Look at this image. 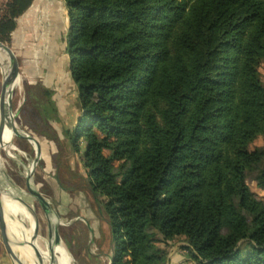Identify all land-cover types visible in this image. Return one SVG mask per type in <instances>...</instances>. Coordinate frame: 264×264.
Returning <instances> with one entry per match:
<instances>
[{
	"label": "trees",
	"instance_id": "obj_1",
	"mask_svg": "<svg viewBox=\"0 0 264 264\" xmlns=\"http://www.w3.org/2000/svg\"><path fill=\"white\" fill-rule=\"evenodd\" d=\"M33 2L4 5L0 43ZM61 2L77 110L61 130L110 264H169L176 239L193 264H264V199L247 186L264 193V0Z\"/></svg>",
	"mask_w": 264,
	"mask_h": 264
},
{
	"label": "rangeland",
	"instance_id": "obj_2",
	"mask_svg": "<svg viewBox=\"0 0 264 264\" xmlns=\"http://www.w3.org/2000/svg\"><path fill=\"white\" fill-rule=\"evenodd\" d=\"M5 4L2 3L0 11ZM20 43L17 41L8 45L0 43L9 50L15 61L16 75L20 78L19 90L14 87L10 92L8 111V116L14 114V129L19 131L13 144L15 149L11 151L19 166L16 170L13 169L12 164L6 160L4 147L0 158V175L6 173L9 180L22 193V200L28 194L27 179L37 184L33 186L30 183L35 189L31 188L48 204L46 219L49 210L56 215L58 221L53 220L59 235L56 243L65 248L71 264H110L109 228L86 183L81 157L71 152L61 130V125L71 127L77 115L76 88L63 71L67 67L63 54L60 51H55L53 55L47 54L45 47L37 49L35 45L42 46L38 41L36 44L28 40ZM4 52L8 54L7 50ZM8 64L7 57L0 52V90L3 88V72ZM54 71L59 74H54ZM259 72L264 81V64L260 65ZM46 91H52L51 100L56 108L55 115L47 120L40 113V107L47 105L43 96ZM7 135L11 140L12 132L9 129ZM78 142L79 148H82V141ZM261 144L262 141L258 138L250 148ZM28 167H31V173L26 170ZM247 186L257 198L264 199V193L255 187L254 182L247 180ZM1 203L5 210L6 223L7 209L3 199ZM28 204L33 220L37 224L43 216L42 207L37 200H28ZM26 224L29 227V222ZM54 241L51 234L50 243L53 244ZM42 245L46 251L44 241ZM169 246H172L173 250L186 252L184 248L186 244L180 239H176ZM10 261L14 264L11 258ZM53 262L60 264L56 255H53Z\"/></svg>",
	"mask_w": 264,
	"mask_h": 264
},
{
	"label": "crops",
	"instance_id": "obj_3",
	"mask_svg": "<svg viewBox=\"0 0 264 264\" xmlns=\"http://www.w3.org/2000/svg\"><path fill=\"white\" fill-rule=\"evenodd\" d=\"M8 1L9 0H0V6H2V3L5 4ZM65 34H66V10L61 0H34L30 8L15 20V27L10 35L9 44H13V41L22 43L24 40L34 41L36 44L38 41L41 42L40 45L42 46L38 47L37 45H35L37 49H39L40 47H45L47 50V54L53 55L55 51H60L63 54V49L65 46V41H64ZM63 57L66 62L64 55ZM63 71L66 77H68V79L69 78L71 79L70 74L67 72V70L64 69ZM54 74L57 75L59 74V72L54 71ZM2 216L5 223L4 208L2 211ZM46 221H48V219ZM35 225L36 224H34V226ZM46 226H47V222H46ZM46 226L44 229L43 241L45 242L46 250L50 252V254H52L51 251L52 248L50 243V239H51L50 229L48 225L46 230ZM24 227L27 226L24 225ZM54 237L57 238V240L59 239V235L56 231V227L54 230ZM9 240H10L11 249L13 250V252L17 254L15 249L18 248L20 249V247L14 244L11 237H9ZM171 247L172 246H170V249L168 250L169 264H193L190 261V259L186 256L187 254L186 252L182 253L178 250H173ZM110 252H111V246H110ZM24 253H27L28 258L31 259L29 253L25 249H24ZM109 257L111 258V255ZM10 258L11 257L9 256L7 248L4 243L3 232H1L0 264H12ZM12 261L15 264L14 260ZM30 261L33 262L32 259Z\"/></svg>",
	"mask_w": 264,
	"mask_h": 264
},
{
	"label": "bare ground",
	"instance_id": "obj_4",
	"mask_svg": "<svg viewBox=\"0 0 264 264\" xmlns=\"http://www.w3.org/2000/svg\"><path fill=\"white\" fill-rule=\"evenodd\" d=\"M0 52H2L7 57V60L9 62L8 66L5 67L3 72L4 73L3 88H5L10 94V92L13 90L14 87H16V90H19L18 82L20 78H18V76L16 75L17 69L13 68V62H14L13 57L10 54L5 53L2 47H0ZM0 113L2 115V121L0 122V158H1L4 145L10 141V138L7 135L8 129L10 130L9 127L10 120L8 116L6 101L3 102L0 101ZM1 115H0V120H1ZM37 155H39V153ZM26 170H28L30 173L32 171L31 167H28ZM21 194L22 193L18 191L17 188L13 185V182L10 181L9 178L6 176V173L0 175V215L2 216V211H3L2 203H1L2 199L4 200V204L7 209V214H6L7 220L6 223L4 224H6V230L8 233L7 235L3 233L5 246L7 248L9 256L12 258V260H14L15 264H33V262H31L30 259L28 258L27 253H24V249L21 248L15 249L17 252L16 254L15 252H13V250L10 247L9 233L11 235L13 234L17 238L20 239L23 238L25 240H28L30 238V235L32 234L33 231L32 229L34 227V224H36L34 220L31 219L28 213L30 209L28 200H24L23 203L19 201V199H22ZM53 220L58 221L56 215L51 210H49L48 212L49 229L55 240L54 243L51 244L52 254H50V252L49 254L52 260H53V255H56L59 259L60 264H71V259L68 256L67 252L65 251L64 247L61 244L56 243L58 242V240L57 238L54 237L55 227L53 224ZM26 222H29V227L28 226L24 227V225H27Z\"/></svg>",
	"mask_w": 264,
	"mask_h": 264
},
{
	"label": "water",
	"instance_id": "obj_5",
	"mask_svg": "<svg viewBox=\"0 0 264 264\" xmlns=\"http://www.w3.org/2000/svg\"><path fill=\"white\" fill-rule=\"evenodd\" d=\"M0 47H2L4 50H7L8 54H10L9 50L6 49L2 44H0ZM11 55V54H10ZM13 68H16L15 66V61L13 62ZM10 100H11V95L8 93V91L5 88L1 87L0 90V101H6L7 103V109L8 111L10 110ZM14 114H9V120L11 123H9L10 131L12 132V138L11 140L5 144V157H7V161H9L13 169H17L19 166V163L15 160L14 156L11 154V151H14V140L17 135H19V131L15 130L14 128ZM2 170V169H1ZM31 181L30 179H27L26 183V188H27V196L24 197V200H37L41 207H42V218L39 219L38 223L34 226V229L32 231V234L30 235L29 240H25L23 238H17L13 234L11 235L9 233V236L13 240L14 244L16 246L25 249L29 255L30 258L32 259L34 264H55L49 254V252L44 250V246L42 245V241L44 239V229L46 226V215H47V210H48V204L41 198L40 194H37L36 192L33 191L32 188L35 189L33 186H37L36 183H31L33 186H31ZM32 187V188H31ZM22 199H19L21 203H23ZM28 206V205H27ZM31 219H33L32 214L30 213V209L28 211ZM0 230L4 234H7L6 230V224H4V220L2 216L0 215ZM46 249V248H45Z\"/></svg>",
	"mask_w": 264,
	"mask_h": 264
},
{
	"label": "built area",
	"instance_id": "obj_6",
	"mask_svg": "<svg viewBox=\"0 0 264 264\" xmlns=\"http://www.w3.org/2000/svg\"><path fill=\"white\" fill-rule=\"evenodd\" d=\"M0 235H1V232H0Z\"/></svg>",
	"mask_w": 264,
	"mask_h": 264
}]
</instances>
